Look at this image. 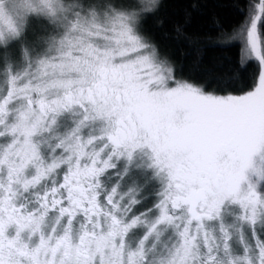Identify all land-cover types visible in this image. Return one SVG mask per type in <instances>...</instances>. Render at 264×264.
Listing matches in <instances>:
<instances>
[{
  "label": "snow or ice",
  "instance_id": "snow-or-ice-1",
  "mask_svg": "<svg viewBox=\"0 0 264 264\" xmlns=\"http://www.w3.org/2000/svg\"><path fill=\"white\" fill-rule=\"evenodd\" d=\"M160 7L0 0V264H264V0L207 37L250 81L185 74Z\"/></svg>",
  "mask_w": 264,
  "mask_h": 264
},
{
  "label": "trees",
  "instance_id": "trees-1",
  "mask_svg": "<svg viewBox=\"0 0 264 264\" xmlns=\"http://www.w3.org/2000/svg\"><path fill=\"white\" fill-rule=\"evenodd\" d=\"M193 0H161L159 18L164 24L158 27L154 19L145 23V30L153 35L161 50L168 54L188 74L193 67L209 69L217 74L242 73L250 81L254 66L241 70L238 67V47H227L207 39L215 35L217 26H229L239 19L238 0H196L199 7L191 12ZM181 24L185 31L198 36V44L174 39L173 26ZM199 75V73H198Z\"/></svg>",
  "mask_w": 264,
  "mask_h": 264
}]
</instances>
